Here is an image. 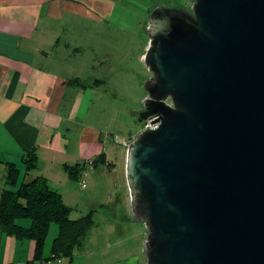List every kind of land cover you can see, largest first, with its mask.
<instances>
[{
    "label": "water",
    "instance_id": "1",
    "mask_svg": "<svg viewBox=\"0 0 264 264\" xmlns=\"http://www.w3.org/2000/svg\"><path fill=\"white\" fill-rule=\"evenodd\" d=\"M129 143L147 264H264V0L157 5Z\"/></svg>",
    "mask_w": 264,
    "mask_h": 264
},
{
    "label": "crops",
    "instance_id": "2",
    "mask_svg": "<svg viewBox=\"0 0 264 264\" xmlns=\"http://www.w3.org/2000/svg\"><path fill=\"white\" fill-rule=\"evenodd\" d=\"M134 1L155 7L147 0H0V183L5 163L24 169L23 155L32 148L39 168L27 180L39 174L50 180L56 170L65 172V162L88 161L102 152L117 165L108 152L112 132L89 116L107 80L99 56L107 43L101 40L122 33L116 28H123L120 18L134 16ZM112 40L111 46L117 44ZM52 241L45 242L43 259L34 258V240L0 227V264H73L75 255H52Z\"/></svg>",
    "mask_w": 264,
    "mask_h": 264
},
{
    "label": "rangeland",
    "instance_id": "3",
    "mask_svg": "<svg viewBox=\"0 0 264 264\" xmlns=\"http://www.w3.org/2000/svg\"><path fill=\"white\" fill-rule=\"evenodd\" d=\"M147 1L148 6L152 4L155 7L161 4L191 8L192 5V0ZM134 3L138 6L134 16L130 19L120 18L124 29L116 28L122 33H108L101 40L107 43L99 50L100 59L104 62L101 68L107 80L105 86L100 88L101 97L95 100L89 116L90 121L97 120L103 130L112 132L108 152L116 157L117 165L100 164L93 167L89 164L78 179H72L63 170H56L49 180L72 207V218L94 210V223L85 238L83 250L76 252L73 264H116L119 259H122V264H147L145 242L148 230L145 223L134 215L131 200L130 205L127 201L129 186L123 156L125 145H129L139 134L135 135V131L143 129L145 122L139 120V113L147 97L144 84L152 76L145 54L150 44L147 20L154 7L147 9ZM113 38L117 44L111 46L110 43L115 42ZM110 65L114 75L111 74ZM98 108L102 115L94 113ZM79 116H82L81 113ZM57 231V225L53 223L46 241L52 240Z\"/></svg>",
    "mask_w": 264,
    "mask_h": 264
},
{
    "label": "trees",
    "instance_id": "4",
    "mask_svg": "<svg viewBox=\"0 0 264 264\" xmlns=\"http://www.w3.org/2000/svg\"><path fill=\"white\" fill-rule=\"evenodd\" d=\"M22 162L25 166L23 174L15 162L5 163L6 170L0 184V227L17 238L34 240V258L43 259L45 242L54 223L58 231L52 241L51 253L72 259L78 250L84 248L85 238L94 223V210L72 218V207L65 202L62 193L51 186L46 176L39 174L27 180L30 172L39 168L36 148L24 154ZM89 164L93 167L110 165L102 152L88 161L65 162L63 169L72 179H78Z\"/></svg>",
    "mask_w": 264,
    "mask_h": 264
},
{
    "label": "built area",
    "instance_id": "5",
    "mask_svg": "<svg viewBox=\"0 0 264 264\" xmlns=\"http://www.w3.org/2000/svg\"><path fill=\"white\" fill-rule=\"evenodd\" d=\"M156 124L151 122V118L146 119L144 122V126L143 128H148V127H155ZM83 186L85 185V183L82 184Z\"/></svg>",
    "mask_w": 264,
    "mask_h": 264
},
{
    "label": "flooded vegetation",
    "instance_id": "6",
    "mask_svg": "<svg viewBox=\"0 0 264 264\" xmlns=\"http://www.w3.org/2000/svg\"><path fill=\"white\" fill-rule=\"evenodd\" d=\"M143 110H144V107H143V109L140 111V113H139V118H140V115H141V113L143 112Z\"/></svg>",
    "mask_w": 264,
    "mask_h": 264
},
{
    "label": "clouds",
    "instance_id": "7",
    "mask_svg": "<svg viewBox=\"0 0 264 264\" xmlns=\"http://www.w3.org/2000/svg\"><path fill=\"white\" fill-rule=\"evenodd\" d=\"M144 129V128H143Z\"/></svg>",
    "mask_w": 264,
    "mask_h": 264
}]
</instances>
